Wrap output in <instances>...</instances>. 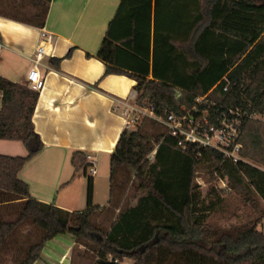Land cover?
<instances>
[{
  "label": "trees",
  "instance_id": "1",
  "mask_svg": "<svg viewBox=\"0 0 264 264\" xmlns=\"http://www.w3.org/2000/svg\"><path fill=\"white\" fill-rule=\"evenodd\" d=\"M187 1L194 6L188 25L176 5L186 0H121L96 53L106 65L105 74L134 79L137 102L157 103L159 114L191 107L196 97L207 95L216 107L263 115L264 0ZM30 2L38 9L34 18L22 13L13 18L43 27L52 0ZM22 5V0L13 2V8ZM54 60L58 66L62 58ZM0 91V139L20 140L28 150L25 156L0 154V253L22 226L40 231L13 264H34L44 245L63 233L91 250L93 264H264V231L259 229L264 169L258 166L264 167L263 120L245 118L240 137L243 157L258 165L234 163L212 148L200 155L194 146L183 149L177 137L152 119L136 130L125 127L110 155L108 203H93V176H88L87 208L69 211L32 197L29 184L19 177L44 146L33 122L39 92L2 76ZM71 161L76 172L87 170L85 153L74 152ZM203 163L215 165L219 178L257 216L229 227L214 223L211 217L227 199L215 186L203 197L196 181ZM125 170L133 172L137 190L145 193L119 209L106 229L96 219L117 208L116 180Z\"/></svg>",
  "mask_w": 264,
  "mask_h": 264
},
{
  "label": "crops",
  "instance_id": "2",
  "mask_svg": "<svg viewBox=\"0 0 264 264\" xmlns=\"http://www.w3.org/2000/svg\"><path fill=\"white\" fill-rule=\"evenodd\" d=\"M11 1L13 5L14 0ZM120 1L52 0L43 27L13 18L12 11H8L13 9L12 5L0 2V76L28 86L27 76L41 29L55 35L52 56L46 57L40 66L45 86L39 92L33 114L35 130L44 146L26 162L19 177L29 184L32 197L69 211L87 208V170L75 171L71 159L76 151L96 157L97 167L107 165L110 193V155L126 127L124 116L115 106H120L118 101L136 90L134 79L105 74V63L96 57L99 29L108 28ZM176 5L181 6L186 24L189 20L192 24L194 13L188 1ZM37 12L33 7L21 16L34 18ZM71 48L72 54L67 57ZM55 58H62L58 66ZM27 153L22 141L0 139V154ZM99 173L97 170L93 175L94 203L104 196V188L97 190V186L101 178L105 179V170L104 174ZM7 220L15 221L16 217ZM77 245L73 234H59L44 245L34 264H72Z\"/></svg>",
  "mask_w": 264,
  "mask_h": 264
},
{
  "label": "built area",
  "instance_id": "3",
  "mask_svg": "<svg viewBox=\"0 0 264 264\" xmlns=\"http://www.w3.org/2000/svg\"><path fill=\"white\" fill-rule=\"evenodd\" d=\"M55 35L42 28L40 40L33 56V66L27 79L28 87L40 92L45 86V80L40 66L46 57L52 56ZM228 89V86L224 88ZM137 90L126 99L118 101L115 106L125 118L126 128L136 130L146 120L152 119L163 125L167 133L178 139V145L183 149L194 146L197 155L205 148H212L223 154L224 158L234 163L245 161L242 155L243 143L240 141L242 123L245 118L261 119L258 113H248L240 107H216V103L207 95L198 96L191 107L182 106L178 111L170 110L157 113V103H138ZM0 91V109L2 106ZM156 150L149 158L153 159ZM87 169L91 175L97 173L98 161L92 154H86Z\"/></svg>",
  "mask_w": 264,
  "mask_h": 264
},
{
  "label": "rangeland",
  "instance_id": "4",
  "mask_svg": "<svg viewBox=\"0 0 264 264\" xmlns=\"http://www.w3.org/2000/svg\"><path fill=\"white\" fill-rule=\"evenodd\" d=\"M2 1V2H1ZM23 5L22 7L13 8L12 1L11 0H0L3 5H10L12 7V13L18 14L22 13L23 15L28 10L32 9L33 6L30 2V0H22ZM189 8L194 10L193 2L189 3ZM7 11V9H6ZM107 30V27L103 26L99 29L98 34V44L100 46L104 36L105 32ZM262 118H264V114H258ZM244 159L248 162H251L253 164V161L247 159L244 157ZM102 163V162H101ZM258 165V164H256ZM262 169L264 167L258 165ZM97 170H99V174H104L105 170V179L101 178L99 181V185L97 186V190L99 188H104V196H101L99 198L98 202L93 203L95 205H102L105 203H108L110 199V193L107 190V174H108V167L107 165L104 168L103 164H100L99 167H97ZM215 165L211 163H203L200 164L196 171V181L201 186V191L203 197L207 196V193L209 190L215 186L218 189H222V195L227 199V204L219 210L214 216L211 217V220L214 223H217L218 225L222 227H229L230 225L234 223H239L242 221H246L249 218H254L257 216V214L252 210L250 204H246L243 200V197L241 194L234 193L230 187L228 186L227 181L224 178H219L218 173L215 171ZM87 177L92 176L91 173H89L87 169ZM103 176V177H104ZM145 191H138L137 190V181L133 176V172L130 170H125L124 172H121L117 176L116 180V199H117V208L113 210V212L109 213H103L99 214L96 221L101 225L104 226L106 229L109 228L111 221L114 218V215L119 212V209L124 208L128 205H133L137 201V197L141 194H144ZM87 194H88V184H87ZM259 229H262L264 231V224L259 225ZM40 234V231L37 228H34L32 226H22L11 238L8 246L3 249L0 253V264H13V261L15 257L22 255L24 249L26 246L31 242L32 240L36 239ZM94 255L91 252L89 248H86L82 244H78L76 247V250L74 251V264H86V263H93L94 262ZM127 262H132L130 259H125Z\"/></svg>",
  "mask_w": 264,
  "mask_h": 264
}]
</instances>
